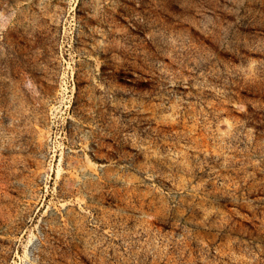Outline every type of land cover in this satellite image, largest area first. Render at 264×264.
I'll use <instances>...</instances> for the list:
<instances>
[{"label": "rangeland", "instance_id": "obj_1", "mask_svg": "<svg viewBox=\"0 0 264 264\" xmlns=\"http://www.w3.org/2000/svg\"><path fill=\"white\" fill-rule=\"evenodd\" d=\"M0 264H264V0H0Z\"/></svg>", "mask_w": 264, "mask_h": 264}]
</instances>
